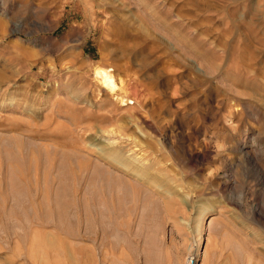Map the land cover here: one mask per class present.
Masks as SVG:
<instances>
[{"label":"rangeland","instance_id":"obj_1","mask_svg":"<svg viewBox=\"0 0 264 264\" xmlns=\"http://www.w3.org/2000/svg\"><path fill=\"white\" fill-rule=\"evenodd\" d=\"M0 264H264V0H0Z\"/></svg>","mask_w":264,"mask_h":264},{"label":"bare ground","instance_id":"obj_2","mask_svg":"<svg viewBox=\"0 0 264 264\" xmlns=\"http://www.w3.org/2000/svg\"><path fill=\"white\" fill-rule=\"evenodd\" d=\"M95 76H96V79H97V81L100 83V85H101V87L107 92V93H109L118 103H120V104H122L123 106H129L130 104H132V103H130L129 102V100L127 99V94L125 93V91L122 89V85H123V82L121 81V79L120 78H118L117 77V75L114 73V71L112 70V69H110V68H107V67H104V66H102V65H99V66H97L96 67V69H95V74H94ZM47 117V116H46ZM45 119H49V118H45ZM51 119L52 118H50V121H51ZM60 121V120H59ZM57 122V121H56ZM47 123V122H46ZM53 123V122H52ZM74 123H77V122H74ZM18 125L20 126V123L18 122ZM23 125V124H22ZM72 125H74V124H72ZM50 126V125H49ZM75 126H77V124H75ZM27 127V126H26ZM28 127H31V128H33L32 126H28ZM37 127V126H36ZM88 127V126H87ZM20 128H21V126H20ZM86 128V127H85ZM38 129V128H37ZM88 129V128H87ZM34 130V129H33ZM39 130V129H38ZM55 131H56V129H54ZM53 130V131H54ZM68 130V129H67ZM86 130V129H85ZM50 131V130H49ZM54 131V132H55ZM63 131V130H62ZM84 131V129L83 130H81V132H83ZM30 132H32V130H30ZM36 132H37V130H36ZM51 132V131H50ZM57 133H58V131H56ZM85 132V131H84ZM56 133V134H57ZM62 133H64L65 134V132H62ZM33 134V133H32ZM40 134V133H39ZM45 134V133H44ZM49 134V133H48ZM51 134V133H50ZM49 134V135H50ZM59 135H60V133H59ZM66 135V134H65ZM35 136V135H34ZM31 137V136H30ZM68 140L71 142V140L68 138ZM75 141V140H74ZM63 142V141H62ZM69 142V143H70ZM24 143V142H23ZM22 143V144H23ZM72 143V142H71ZM70 143V144H71ZM78 143H79V141H78ZM65 143H63V145H64ZM67 144V143H66ZM74 144V143H73ZM32 145V144H31ZM34 145V144H33ZM80 145V144H79ZM78 145V146H79ZM21 146V145H20ZM70 147L69 148H71L73 145H69ZM22 147V146H21ZM21 147H19L20 149H22ZM34 148V147H33ZM45 148H48V147H45ZM91 148H93V146L92 147H90V150L91 151H93V149H91ZM94 148H95V145H94ZM19 149V152H20V154L19 155H21L22 156V154L24 153V151H21ZM35 149V148H34ZM51 149V148H50ZM57 150V149H56ZM78 150V149H77ZM105 150V149H104ZM104 150H103V148L101 149V148H97L95 151L97 152L96 154H98L102 159H107L108 160V158L110 157V153L109 152H104ZM48 151V150H47ZM53 151V150H52ZM81 151V150H80ZM36 152V151H35ZM59 152V151H58ZM79 152V151H78ZM51 153H53V152H51ZM54 153H56V156H57V151L55 152V148H54ZM60 153L61 154H64L65 152H61V150H60ZM68 153H70L71 154V152H68ZM67 153V154H68ZM34 154V153H33ZM49 154H50V152H49ZM67 154L65 153V155H63L64 157H68L67 156ZM74 154V153H73ZM38 155V154H37ZM20 156V157H21ZM26 156V155H25ZM36 156V155H35ZM58 156H60V155H58ZM31 157V156H30ZM33 159H34V156H33ZM31 160V159H30ZM34 162V161H33ZM39 162V163H38ZM50 162H51V160H50ZM49 162V163H50ZM54 164H56V161L54 160ZM114 162V161H113ZM37 163L38 164H40V160L39 161H37ZM58 163V162H57ZM37 164V165H38ZM51 164L52 163H50V166H51ZM59 164V163H58ZM115 164V163H114ZM35 165V164H34ZM40 165H42V164H40ZM53 165V164H52ZM49 166V167H50ZM65 166V165H64ZM125 166V165H124ZM59 167V166H58ZM63 167V166H62ZM40 168V167H39ZM51 168V167H50ZM141 168V167H140ZM56 171V170H55ZM65 171V170H64ZM133 173V176L135 175V176H139V177H141V175H139V173L138 172H132ZM66 174V173H65ZM51 175V174H50ZM45 176V175H44ZM47 177V176H46ZM48 177H51V176H48ZM47 177V178H48ZM56 177V176H55ZM54 177V178H55ZM58 178H59V176H57ZM57 177H56V179L55 180H57ZM69 177V176H68ZM71 177V176H70ZM46 178V179H47ZM53 178V177H52ZM53 178V179H54ZM53 179H52V181H53ZM55 182V181H54ZM53 184V183H52ZM197 257H199V256H197Z\"/></svg>","mask_w":264,"mask_h":264}]
</instances>
